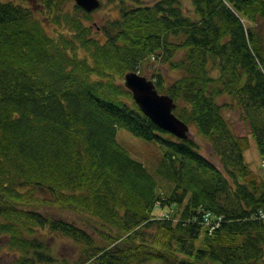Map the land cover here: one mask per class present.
Returning <instances> with one entry per match:
<instances>
[{
    "label": "trees",
    "instance_id": "trees-1",
    "mask_svg": "<svg viewBox=\"0 0 264 264\" xmlns=\"http://www.w3.org/2000/svg\"><path fill=\"white\" fill-rule=\"evenodd\" d=\"M73 1L44 0L43 22L0 0V264H56L46 234L77 245V264H264V173L225 113H240L264 158V0H190L197 19L183 0H109L117 17L98 29ZM152 62L181 73L147 79L220 167L124 87ZM118 126L164 150L157 175L171 191L118 142ZM204 212L222 218L212 234Z\"/></svg>",
    "mask_w": 264,
    "mask_h": 264
},
{
    "label": "rangeland",
    "instance_id": "rangeland-1",
    "mask_svg": "<svg viewBox=\"0 0 264 264\" xmlns=\"http://www.w3.org/2000/svg\"><path fill=\"white\" fill-rule=\"evenodd\" d=\"M6 2H15L24 4L25 6L33 8L36 12L37 17L43 22H48L46 15L42 14L43 11V1L44 0H2ZM102 6L100 9L95 11L93 16L94 26L96 29L100 28L107 20L117 17V11L115 5L112 1L101 0ZM73 3H75L73 1ZM184 9L186 14L193 19H197V15L194 13L192 4L190 0H183ZM247 25L248 23L245 22ZM47 24V23H46ZM47 31L52 35L55 28L47 24ZM263 37H264V24L261 27ZM155 71H159L165 77V84H172L177 78L181 76L180 72L171 71L167 67H164L156 62L147 64L144 68L143 75L146 78L152 77ZM228 102L226 98L222 99L220 103ZM227 118L232 123L235 132L240 136H248L250 138V149L245 154V162L249 165L250 169L258 176H262L264 173V168H262L263 157L260 155L256 140L250 135L249 129L240 119V113L236 109H225ZM118 142L129 152L130 156L142 163L148 172L152 174L159 183V192L166 193L172 190L173 186L158 177L157 171L162 163L164 150L157 144L153 142H147L143 139L136 138L131 133L118 126ZM190 137L193 138L200 146V153L206 158L210 159L215 165L220 167L218 158L213 154L212 148L207 141H205L200 135H198L197 130L194 126L190 127ZM170 212V208L158 207L155 210L156 217H162ZM67 219L80 220L75 214H63ZM81 223V221H80ZM205 231L203 230L201 238L204 237ZM46 245L52 250L54 257L57 260L56 264H77L80 258V249L77 245L72 243L68 239H64L57 235L46 234ZM14 257L10 255H4L2 264H14Z\"/></svg>",
    "mask_w": 264,
    "mask_h": 264
},
{
    "label": "water",
    "instance_id": "water-1",
    "mask_svg": "<svg viewBox=\"0 0 264 264\" xmlns=\"http://www.w3.org/2000/svg\"><path fill=\"white\" fill-rule=\"evenodd\" d=\"M76 6L86 13L92 14L101 8V0H74ZM124 87L132 94V98L141 112L159 129L180 140L190 139V127L175 114L174 100L158 92L155 84L136 72H129L123 78Z\"/></svg>",
    "mask_w": 264,
    "mask_h": 264
},
{
    "label": "built area",
    "instance_id": "built-area-1",
    "mask_svg": "<svg viewBox=\"0 0 264 264\" xmlns=\"http://www.w3.org/2000/svg\"><path fill=\"white\" fill-rule=\"evenodd\" d=\"M262 168H264V158L262 160ZM169 214H165L162 216V218L166 217L169 218ZM260 219L264 222V212H260ZM222 218H216L211 213H203L202 215V224L204 227L209 231L210 234H212L214 231H216L220 225H221Z\"/></svg>",
    "mask_w": 264,
    "mask_h": 264
}]
</instances>
